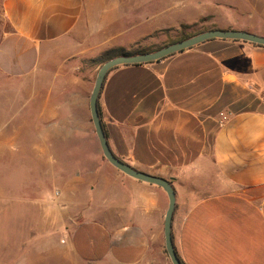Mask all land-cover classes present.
<instances>
[{
    "label": "crops",
    "instance_id": "crops-1",
    "mask_svg": "<svg viewBox=\"0 0 264 264\" xmlns=\"http://www.w3.org/2000/svg\"><path fill=\"white\" fill-rule=\"evenodd\" d=\"M152 2L0 0V149L20 141L18 161L32 145L22 163L59 188L58 207L40 202L82 263L172 264L167 193L116 169L100 148L90 96L104 54L155 52L212 30L264 37V0ZM182 27L177 42L154 36ZM98 106L114 155L172 183L184 264H264V46L215 38L115 67Z\"/></svg>",
    "mask_w": 264,
    "mask_h": 264
},
{
    "label": "rangeland",
    "instance_id": "rangeland-1",
    "mask_svg": "<svg viewBox=\"0 0 264 264\" xmlns=\"http://www.w3.org/2000/svg\"><path fill=\"white\" fill-rule=\"evenodd\" d=\"M152 1L151 6L156 4V0ZM5 29L0 8V36ZM181 33H186V29L163 30L154 36L166 43L177 42ZM15 110L20 117L29 109L20 104ZM13 120L17 122L18 115ZM3 128L10 130L11 126L7 124ZM19 142L5 148V156L2 153L4 149H0V264H86L72 255L65 244L67 241L60 236V229L54 228L46 216L40 200L46 197L51 206L58 207L60 196H54L58 187L54 188L56 184L50 182L49 175L39 174L35 180L34 175L25 169L31 160L32 145L28 143V152L23 160L21 157L13 161L12 152L21 150ZM21 169L25 172L20 173Z\"/></svg>",
    "mask_w": 264,
    "mask_h": 264
},
{
    "label": "water",
    "instance_id": "water-1",
    "mask_svg": "<svg viewBox=\"0 0 264 264\" xmlns=\"http://www.w3.org/2000/svg\"><path fill=\"white\" fill-rule=\"evenodd\" d=\"M233 39V40H241L249 43H253L256 45L264 46V37L253 35L246 32L239 31H222V30H212L197 36L179 41L177 43L165 46L155 52L143 53L133 56L123 55L118 56L113 59L106 61L99 69L95 85L92 90V94L90 96V112L92 122L94 124L95 132L100 144V148L102 150L103 156L106 160L114 166L119 171L124 174L135 178L137 180L147 182L150 184L157 185L165 190L169 199V207L166 213L165 222H164V237H165V247L167 254L171 260L172 264H182L178 254L176 252L173 236H172V222L173 216L176 208V193L172 186V183L169 180L164 178L150 175L147 173H143L135 170L130 165L118 159L114 153L112 152L108 140L106 138L104 128L102 125L100 113H99V96L101 93V89L103 87L104 81L108 75V73L115 67L121 65H130V64H144V63H152L155 61H159L164 59L170 55H173L177 52L189 49L193 46H196L202 42H205L210 39Z\"/></svg>",
    "mask_w": 264,
    "mask_h": 264
},
{
    "label": "trees",
    "instance_id": "trees-1",
    "mask_svg": "<svg viewBox=\"0 0 264 264\" xmlns=\"http://www.w3.org/2000/svg\"><path fill=\"white\" fill-rule=\"evenodd\" d=\"M183 28V27H182ZM184 29V28H183ZM184 34V33H183ZM184 38H185V36H183ZM184 38H182V39H184ZM259 46H261V45H259ZM125 54V52L124 51H110V52H107L106 54H104V58L106 59L107 58V60L108 59H111V58H113V57H115V56H118V55H124ZM136 54V53H135ZM180 261L182 262V264H184V262L180 259Z\"/></svg>",
    "mask_w": 264,
    "mask_h": 264
},
{
    "label": "built area",
    "instance_id": "built-area-1",
    "mask_svg": "<svg viewBox=\"0 0 264 264\" xmlns=\"http://www.w3.org/2000/svg\"><path fill=\"white\" fill-rule=\"evenodd\" d=\"M54 196L58 198L60 196V190L59 188L55 189Z\"/></svg>",
    "mask_w": 264,
    "mask_h": 264
}]
</instances>
